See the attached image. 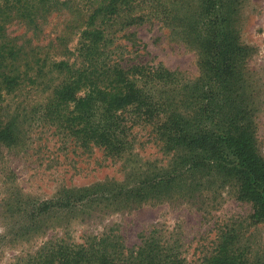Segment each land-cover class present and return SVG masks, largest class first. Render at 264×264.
<instances>
[{"label": "trees", "instance_id": "trees-1", "mask_svg": "<svg viewBox=\"0 0 264 264\" xmlns=\"http://www.w3.org/2000/svg\"><path fill=\"white\" fill-rule=\"evenodd\" d=\"M242 2L0 0V158L26 151L36 126L51 131L62 150L98 151L112 163L137 159L120 181L61 188L47 200L0 182V215L9 226L0 247L29 243L97 211L181 202L210 215L224 193L250 207L245 218L216 223L195 261L157 228L131 248L108 228L81 243L50 236L6 264H264V241L255 235L264 229L257 148L264 76L250 68L253 49L240 41ZM146 23L163 25L196 52V79L140 60L130 30ZM12 25L23 33L11 36ZM134 128L152 136L166 163L131 156Z\"/></svg>", "mask_w": 264, "mask_h": 264}, {"label": "rangeland", "instance_id": "rangeland-1", "mask_svg": "<svg viewBox=\"0 0 264 264\" xmlns=\"http://www.w3.org/2000/svg\"><path fill=\"white\" fill-rule=\"evenodd\" d=\"M240 41L253 49L248 65L264 76V0H243L239 13ZM24 28L19 25L8 27L11 36L21 35ZM131 32L138 40L140 60L152 64L161 63L171 71L180 73L186 80L196 79L199 73L196 52L177 39L168 28L160 24L146 23ZM122 44H126L122 40ZM75 44L72 42L71 47ZM257 148L264 159V109L257 117ZM135 138L131 156L142 162L164 164L169 157L162 155L158 145L146 130L134 128ZM56 137L51 131L41 132L33 127L31 139L24 150L4 151L0 158V182L5 186L14 184L21 193L31 200H47L61 188H79L102 181H120L124 178V167L132 166L136 158L129 162H110L98 151L81 153L67 146V151L55 144ZM146 163V162H145ZM12 181V182H11ZM5 188L0 185V199ZM1 211V208H0ZM250 213L247 203L238 202L231 194L224 193L218 210L203 214L192 205L169 202L158 205H144L132 210L93 212L89 216L70 220L67 227L56 226L45 236L30 241L7 244L0 247V264L8 263L12 257L33 250L42 241L54 235H66L74 242L81 243L88 236H97L112 228L126 247L140 243V235L157 228L164 236L177 238L182 255L195 261L204 253L209 242L214 239L215 224L230 216L245 218ZM8 219L0 215V237L6 233ZM258 240L264 241V229L255 232ZM2 242V241H1Z\"/></svg>", "mask_w": 264, "mask_h": 264}]
</instances>
